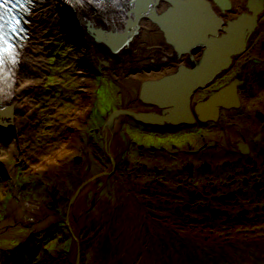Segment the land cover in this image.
<instances>
[{"label": "rangeland", "instance_id": "rangeland-1", "mask_svg": "<svg viewBox=\"0 0 264 264\" xmlns=\"http://www.w3.org/2000/svg\"><path fill=\"white\" fill-rule=\"evenodd\" d=\"M53 16L37 14L36 34L28 32L18 131L0 132V264H72L73 241L64 224L69 200L78 186L109 170L101 127L121 104H137L124 100L121 89L132 93L134 84L125 79L133 72L146 79L151 67L140 59L146 50L125 51L100 67L77 29L65 21L57 26ZM260 22L245 54L221 76L225 81L237 74L246 55L259 60L262 71L255 67L239 88L250 95L247 110L264 101V13ZM168 71L173 67L162 74ZM122 121L124 144L111 147H117L114 170L72 204L69 225L77 236L79 264H264V203L237 206L234 197L213 203L215 214L187 208L188 200L205 190L200 181L184 187L191 152L210 153L219 131L175 133L172 127L134 126L128 117ZM14 140L18 144L11 148ZM32 202L48 212L37 225L29 217L23 220L42 215ZM20 205L26 213H19ZM245 210L249 215L242 214Z\"/></svg>", "mask_w": 264, "mask_h": 264}, {"label": "bare ground", "instance_id": "bare-ground-1", "mask_svg": "<svg viewBox=\"0 0 264 264\" xmlns=\"http://www.w3.org/2000/svg\"><path fill=\"white\" fill-rule=\"evenodd\" d=\"M53 1L35 2V6L25 17L28 22L25 26L26 30L32 36L36 34V32L34 33L37 22L36 15L54 13V22L56 21L57 26L64 24L65 21L77 29L80 39L86 42L87 50H91L95 54L100 67L109 66L108 59H116L125 51L134 50L138 54L143 52L141 50H148L147 52L151 55L147 57L150 59L143 60V65L145 63L151 66L146 74L148 78L141 79L139 77L142 75L141 72H133L125 81L134 84L135 97L141 103L153 104L158 107L157 110L161 111L153 112V110L148 113L140 111L138 114L127 110L122 111L130 113V116L144 122L152 120L155 123H163L165 121L174 125L178 124L179 121L190 123V120L193 119L191 116L194 108H189L188 96L183 99V94L189 92L190 87L195 86V84L204 85L206 76L212 73L216 67L226 68L234 55L240 51L239 49L245 47L248 32H250L248 30L255 29L254 25L248 29L243 24L244 31L241 33L244 35L236 34L232 36L235 27L242 22H237L238 16V18L236 16L235 18L234 16L225 18V15L228 16L230 10L232 13L234 12L232 8H235L234 3H236V0H221V2L226 3L221 5H217L214 0H148V2L147 0H141L138 4H136L137 2H128V7H125L127 12L126 14L123 13L122 16L114 14V9L105 5L102 0L99 1L96 10L91 9L89 3L83 0H77L81 5L74 8L62 4L56 8ZM92 1L94 2V0ZM258 2L259 0H251L245 7L250 11ZM147 3H149L148 7ZM243 8L244 6L237 13L245 12ZM28 39L22 44L23 49L17 52L16 59L19 63L17 62L18 65L15 67L13 75H11L10 83L7 87L5 85L0 87V132L18 131L17 124L20 120L18 114L21 112V106L17 96H20L24 91L23 89L26 88L21 82L25 77L22 65L30 55L27 51V46L30 45ZM242 43L244 44L242 45ZM104 50H107L106 57H102V53H106ZM184 51L188 52L183 54ZM15 55L14 52L13 56ZM159 66L161 67L159 68ZM171 66L173 67L172 72L168 71L162 74L166 67L170 68ZM150 69H152V72ZM229 69L230 66L226 68V71ZM129 72L125 70L124 73L128 74ZM195 73L198 75L196 78L193 77ZM238 83V80L231 82L221 90L233 92L234 86ZM122 93L121 96L124 99L133 97L129 92ZM225 97L227 98V94ZM208 102L211 103L212 101H204L202 104L199 103L194 106L198 116L201 113L206 114L216 111L217 107L211 105L205 111L198 110L202 109ZM121 117L122 115H119L112 120L108 127H105L103 138V142H106L107 155L114 162L117 157L114 158L108 146L111 138L118 131ZM1 133L4 134V132ZM17 144L18 142L14 140L11 148H15ZM33 210L37 211L38 208L37 210L33 208ZM72 210L70 208V211ZM20 211V214L25 212L21 205ZM38 211L42 215L36 217L25 215V217L31 218V223L37 225V223H40L39 220L46 215L40 207ZM14 212H11V214H15ZM67 220L70 222V218ZM29 226L35 227L30 223Z\"/></svg>", "mask_w": 264, "mask_h": 264}, {"label": "flooded vegetation", "instance_id": "flooded-vegetation-1", "mask_svg": "<svg viewBox=\"0 0 264 264\" xmlns=\"http://www.w3.org/2000/svg\"><path fill=\"white\" fill-rule=\"evenodd\" d=\"M250 1L251 0H242L239 4L236 1L234 5L235 7L236 6L237 7L235 9L232 8V10H234L235 13L234 12L232 13L229 7L228 10L230 11L228 12V16L225 15V18L231 17L232 14H234V18L235 16L236 17L244 16L245 26L248 27V29L253 25L255 27V29L249 33L245 47H243L242 50H240L236 55H234V57L229 62V65L227 67L229 66L231 67L233 65V61L237 57L241 56L242 54H245L248 47L250 46L251 37L255 34V32L258 31V28L260 26L261 23L260 17L264 13V0H259V2L254 5L252 10L249 11L245 6L249 4ZM243 6H244L243 10L245 12L237 13L239 12L240 9L242 10ZM262 47H264V43H262ZM146 53L147 55L144 56L145 58L142 57L141 58L142 60L143 59L147 60L148 59L147 56L151 55L148 52ZM183 54L186 53L184 52ZM252 56L253 55L251 56L246 55L244 58L246 62L240 67V69H238V73L234 74L228 80L223 81L222 78L224 77L222 76L223 75L222 72H225L227 67L226 68L220 67L219 68L220 70H218V72L209 81L204 83V85L197 86L195 89H193V91L188 96L189 98H187L189 108L191 109L194 108L193 109L194 111L192 110L193 113L191 116L193 117V119L190 120V123L179 121L178 124L174 125L172 123L165 121L163 123H155L152 120H150L149 122L148 121L144 122L137 120L130 115H122L121 123L118 128V131L116 132L115 135H113V137L109 142L108 147L110 151L112 149L111 147L113 143H117L118 146L124 144L122 139L119 138V134L123 123L122 119L124 120V117L130 118L134 126L136 125L135 123H138L144 127L145 126L150 127L151 129H156L163 126L169 128L172 127L171 129H173L175 133L193 134L195 131L198 133L206 130L207 132L209 129L219 131V134L216 133V135L218 137L219 135H221V138L211 141V144L209 145L208 148L210 153L204 154L202 150H200V152L202 151V153L191 152V156L195 160L192 159L193 161L192 163L189 164V167L188 165L187 167H185L187 168L186 169L187 173L184 174V178H183L184 184L186 185L184 187L188 189V186L192 187V184L196 185V183L200 181V183L203 184L205 190L196 192V193L202 192V194L201 195L197 194L193 199H191L189 196L190 199L188 200V203H190L189 204L190 206L187 204V208L189 209V207H191L192 212H195L196 210H202L205 213L210 212L212 214H215L219 211L215 209L216 206H214L213 203L217 205L219 204V201L232 199L234 197L237 198V201L240 200L237 206L245 204L244 206L249 207L251 205L263 204L264 203V101L256 103L255 105L253 104L255 108L253 109L251 108L247 110L248 107L247 102L250 99L249 98L250 95L248 94V90L239 89L246 85L249 76L254 75V71L256 70L254 68L255 67L260 68L261 63L259 62L258 59L252 58ZM214 70L215 69H213V71ZM258 71L259 72L262 71L261 68ZM237 80L239 81V83L234 86L233 94L225 98L222 105L217 106L214 115L210 114L212 116V119L200 120L199 118L200 116H198L197 112H195L196 110L194 106L196 104L199 103L202 104L204 101H207L211 95L217 93L219 90L229 85L231 82ZM253 82H255L254 78H253ZM261 84L263 85V83ZM121 92L127 93L128 90L125 89L124 91V89L122 88ZM129 93H131V90ZM131 94L134 96L133 98L131 97V98H125V99L123 98V99L124 100L130 99V101L133 99L135 103H137L136 105L139 107L138 111L136 112V110H134L136 105L132 103L133 101L127 104H121L122 105L121 107L123 108H121L120 110H127L136 114L140 113V111L147 113L153 110H154L153 112L161 111V110H157L158 107H156L153 104H148L145 102L141 103V101H139L138 98L135 97L136 94L135 89L134 91L132 90ZM148 106L150 107L149 110H140L142 109L141 107H148ZM203 116L206 115L204 114ZM101 134H102V138H104L105 127L104 129H102L101 127ZM229 136H233V138ZM116 148H113V150L116 151ZM112 151L111 153L113 154ZM201 157L205 159L204 162L198 159ZM219 157L222 158L220 159ZM218 159H220V161H217ZM199 176L203 177V179H199ZM207 188L208 190H206ZM194 193H195L194 191L193 193L190 192V195L192 196ZM200 205L202 206V208H200ZM228 205H231V203L229 202ZM208 210L209 212H207ZM222 213L224 215L228 214L227 210L223 211ZM242 214H244V216L246 214L249 215V213L246 210L244 212L242 211ZM250 215H252V213ZM254 219L255 218H253V220Z\"/></svg>", "mask_w": 264, "mask_h": 264}, {"label": "water", "instance_id": "water-1", "mask_svg": "<svg viewBox=\"0 0 264 264\" xmlns=\"http://www.w3.org/2000/svg\"><path fill=\"white\" fill-rule=\"evenodd\" d=\"M139 1H141V0H134L133 2H137L136 4H138V2ZM150 1H154V0H150ZM215 1V3L217 4V5H221L222 3H224V4H226L225 2H221V0H214ZM147 2H148V0H147ZM136 4H133L134 6L136 5ZM147 5V7L149 6V3H147L146 4ZM211 15V14H210ZM212 16V15H211ZM244 16H240L238 19H237V22H242V23H239L236 27H235V29H234V32H232L233 33V35L232 36H235L236 34H242V35H244L243 33H241V32H243L244 31V28H243V24H244ZM216 19V18H215ZM216 20H218V19H216ZM242 25V26H241ZM248 31H250L251 32V30L249 29ZM247 31V32H248ZM250 32H248V33H250ZM249 35V34H248ZM244 43H242V45H243ZM241 45V46H242ZM222 50H224V49H222ZM239 50H242V48H240ZM185 53H187L188 51H184ZM184 52H182V53H184ZM217 52H218V50H217ZM238 53V52H237ZM227 62V61H226ZM220 67H216L215 68V70L214 71H212V73H210L209 75H207L206 76V78H205V83L207 82V81H209L217 72H218V70H220L219 69ZM193 77L194 78H196V77H198V75L195 73L194 75H193ZM165 81V80H164ZM163 81V82H164ZM160 83H162V82H160ZM197 83V82H196ZM200 85H202V84H200V83H198V84H195V86H191L190 87V91L189 92H185L184 94H183V99H186L185 97H187V96H189L190 95V93L193 91V89H195L197 86H200ZM227 94V97L228 96H231L232 94H233V92H229V90L227 91V90H225V91H222V90H219L217 93H215V94H213V95H211L210 97H209V99L207 100V101H212L211 103H206V105H204V107H202V109H198V110H201V111H205V109H207L208 108V106H214V107H217L218 105H222V102L224 101V99L226 98L225 97V95ZM188 98V97H187ZM123 110H116V111H114V112H111L108 116H107V118L105 119V122L103 123V126H102V129H104V127H108L109 125H110V123L112 122V120H114L115 118H117L119 115H130V113H127V112H122ZM214 115L215 114V110L214 111H212V112H208V113H206L205 115L206 116H203L204 115V113L202 114L201 113V115H200V120H206V119H212V116L211 115ZM214 119V118H213ZM105 146H106V144H105ZM105 146H104V148H103V150H104V152H105V154L107 155V152H106V149H105ZM107 157H108V155H107ZM108 160H109V162H110V168H109V170L108 171H106V172H104V173H101V174H98V175H96V176H94V177H92L91 179H89V180H87V181H85L84 183H82L80 186H78L77 187V189L73 192V194H72V196H71V198H70V200H69V203H68V206H67V213H68V211H70V208H72L73 207V203L80 197V195L82 194V192L84 191V189L87 187V186H89V185H92V184H94V183H96V182H98L99 180H101V179H103V178H106V177H108L111 173H112V171H113V167H114V160H112L110 157H108ZM24 204H29V203H27V202H24ZM32 204H35V205H38L41 209H42V211L43 212H45V214H47L46 213V211H45V209L43 208V206L42 205H40V204H38L37 202H32ZM50 215H52L55 219H58L59 220V217L57 216V214L56 213H54V212H52V213H49ZM70 217V213H68V214H66V216H65V220H64V224L67 226V230L70 232V237L72 238V241H73V248H74V256H73V259H72V264H79V261H80V254H79V246H78V240H77V236H75V234H73L72 233V231H71V229H70V225H69V222H68V218ZM23 220H26V217L25 218H23ZM30 222V221H29ZM77 235V234H76Z\"/></svg>", "mask_w": 264, "mask_h": 264}]
</instances>
